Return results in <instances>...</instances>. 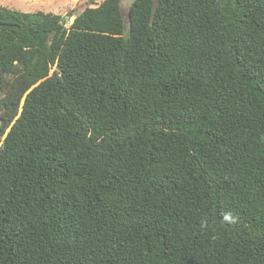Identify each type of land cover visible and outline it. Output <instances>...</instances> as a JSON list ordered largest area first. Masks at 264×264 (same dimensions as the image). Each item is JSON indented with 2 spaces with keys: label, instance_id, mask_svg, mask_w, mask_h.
<instances>
[{
  "label": "trees",
  "instance_id": "obj_1",
  "mask_svg": "<svg viewBox=\"0 0 264 264\" xmlns=\"http://www.w3.org/2000/svg\"><path fill=\"white\" fill-rule=\"evenodd\" d=\"M96 4L0 5V264H264V0Z\"/></svg>",
  "mask_w": 264,
  "mask_h": 264
},
{
  "label": "rangeland",
  "instance_id": "obj_2",
  "mask_svg": "<svg viewBox=\"0 0 264 264\" xmlns=\"http://www.w3.org/2000/svg\"><path fill=\"white\" fill-rule=\"evenodd\" d=\"M101 0H0V5L23 11L53 12L65 14L68 10H82L85 6H96ZM133 0H121L122 12L128 18V11Z\"/></svg>",
  "mask_w": 264,
  "mask_h": 264
},
{
  "label": "built area",
  "instance_id": "obj_3",
  "mask_svg": "<svg viewBox=\"0 0 264 264\" xmlns=\"http://www.w3.org/2000/svg\"><path fill=\"white\" fill-rule=\"evenodd\" d=\"M73 20V18H71V21Z\"/></svg>",
  "mask_w": 264,
  "mask_h": 264
}]
</instances>
